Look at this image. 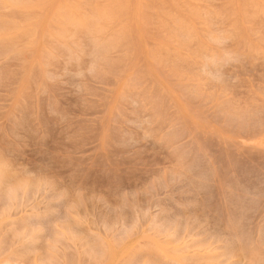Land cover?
<instances>
[{
  "label": "rangeland",
  "instance_id": "1",
  "mask_svg": "<svg viewBox=\"0 0 264 264\" xmlns=\"http://www.w3.org/2000/svg\"><path fill=\"white\" fill-rule=\"evenodd\" d=\"M0 264H264V0H0Z\"/></svg>",
  "mask_w": 264,
  "mask_h": 264
}]
</instances>
